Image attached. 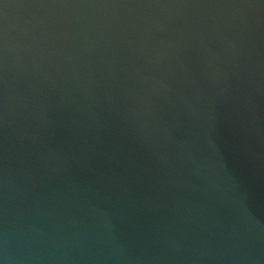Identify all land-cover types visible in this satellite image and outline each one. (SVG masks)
<instances>
[{"label":"water","instance_id":"water-1","mask_svg":"<svg viewBox=\"0 0 264 264\" xmlns=\"http://www.w3.org/2000/svg\"><path fill=\"white\" fill-rule=\"evenodd\" d=\"M0 264H264V0H0Z\"/></svg>","mask_w":264,"mask_h":264}]
</instances>
